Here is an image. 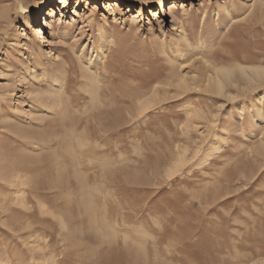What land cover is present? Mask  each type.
Here are the masks:
<instances>
[{
	"label": "rangeland",
	"instance_id": "rangeland-1",
	"mask_svg": "<svg viewBox=\"0 0 264 264\" xmlns=\"http://www.w3.org/2000/svg\"><path fill=\"white\" fill-rule=\"evenodd\" d=\"M262 70L264 0H0V264H264Z\"/></svg>",
	"mask_w": 264,
	"mask_h": 264
},
{
	"label": "bare ground",
	"instance_id": "bare-ground-1",
	"mask_svg": "<svg viewBox=\"0 0 264 264\" xmlns=\"http://www.w3.org/2000/svg\"><path fill=\"white\" fill-rule=\"evenodd\" d=\"M218 69H221V68H218ZM223 69V68H222ZM221 69V70H222ZM215 71H216V69H214ZM220 70V71H221ZM225 70H226V68H225ZM227 70H228V68H227ZM244 70V69H243ZM242 70V71H243ZM257 70V68H255V71ZM258 70H260V69H258ZM257 70V71H258ZM240 71V70H239ZM90 72V71H89ZM92 72V71H91ZM259 72V71H258ZM258 72H257V74H258ZM262 72L264 73V71L262 70ZM220 73V72H219ZM91 74V73H90ZM90 74H89V76H90ZM222 74V73H221ZM227 74V73H226ZM254 74V73H253ZM259 74H260V72H259ZM92 75V74H91ZM216 75H219L218 73H216ZM246 75V74H245ZM255 75V74H254ZM224 76V75H223ZM257 76V75H256ZM91 77V76H90ZM226 77V76H225ZM250 77V76H249ZM94 77H92V78H90V80L89 81H91V83L93 82L91 79H93ZM218 78H219V76H218ZM221 78H222V76H221ZM95 79V78H94ZM228 79V78H227ZM221 79H217V81H216V87H217V90H220L221 88H223L222 87V82L220 81ZM224 80V79H223ZM222 80V81H223ZM229 80V79H228ZM215 82V81H214ZM212 84H213V81H212ZM62 85V84H61ZM97 85V84H96ZM90 86V85H89ZM93 86V85H92ZM95 86V85H94ZM62 87V86H61ZM60 86H59V88H61ZM55 98H56V95L54 96ZM58 98H57V100L58 99H60L59 98V95L57 96ZM56 101V99H54V102ZM60 100H58L57 102H56V104L59 102ZM60 104H61V102H60ZM54 105V104H53ZM52 105V106H53ZM51 105H49V107H50ZM51 106V107H52ZM56 106V105H55ZM62 107V106H61ZM51 113V112H50ZM100 115V114H99ZM62 118V117H61ZM63 119V118H62ZM44 146V145H43ZM42 148V147H41ZM45 148V147H44ZM109 150V149H108ZM74 158V157H73ZM76 160V159H75ZM119 160V159H118ZM77 161V160H76ZM106 162V161H105ZM122 162V161H121ZM79 163V162H78ZM107 164V163H106ZM80 167H82V165L80 166ZM115 169V168H114ZM107 173V172H106ZM36 185V184H35ZM36 187H38L37 185H36ZM42 205H44V204H42ZM117 205V204H116ZM44 207V206H43ZM40 209V208H39ZM44 209V208H43ZM30 210V209H29ZM43 211V210H42ZM59 220H60V226H62V228H64V220H63V218L61 217V218H59ZM107 221V220H106ZM58 222V221H57ZM106 223V222H105ZM113 226V225H112ZM126 227V226H125ZM63 230H65V229H63ZM70 231V230H69ZM113 231V230H112ZM104 233V232H103ZM116 233V232H115ZM110 234V233H109ZM125 236V235H124ZM126 237V236H125ZM124 240H126V238H124ZM123 246H125V245H123ZM130 250V249H129ZM128 250V248H127V246L126 247H124L123 248V250H122V253H119V254H117L113 259H111L112 260V264H127V260H128V256H130V251ZM105 259V258H104ZM101 262V261H100ZM49 264V263H48ZM100 264H107V261L105 260V261H103V263H100Z\"/></svg>",
	"mask_w": 264,
	"mask_h": 264
}]
</instances>
